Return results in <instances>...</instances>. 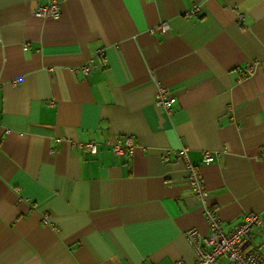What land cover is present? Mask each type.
<instances>
[{
	"label": "crops",
	"instance_id": "obj_1",
	"mask_svg": "<svg viewBox=\"0 0 264 264\" xmlns=\"http://www.w3.org/2000/svg\"><path fill=\"white\" fill-rule=\"evenodd\" d=\"M51 1L0 0V264H192L185 232L209 227L182 147L225 231L260 214L264 255V0H57L60 17L35 14ZM126 135L134 152L116 154Z\"/></svg>",
	"mask_w": 264,
	"mask_h": 264
},
{
	"label": "built area",
	"instance_id": "obj_2",
	"mask_svg": "<svg viewBox=\"0 0 264 264\" xmlns=\"http://www.w3.org/2000/svg\"><path fill=\"white\" fill-rule=\"evenodd\" d=\"M200 9L198 5L191 8L186 15L191 16ZM40 17L58 18L61 14L59 1L52 0L50 3L39 5L34 11ZM171 29L168 22L158 23L151 27V32L165 33ZM82 70L88 74L90 66H82ZM158 91L156 102L168 112L171 111L176 97L168 87L156 80ZM78 147L95 155L98 152V145L94 141L78 142ZM136 147V140L133 136L126 135L122 140L112 143V150L116 154L131 155ZM183 157L188 172L189 185L193 194L202 202L203 212L208 223L209 231L202 234L195 228L188 229L185 234L195 249V260L192 264H215L221 258H226L231 264H264V255L254 240V230L263 226L259 213H246L240 223L229 231L223 229V221L209 204V192L199 168L193 164L188 157V147L178 150ZM214 155L208 151L204 153V162L213 161ZM174 264H189L184 260L176 261Z\"/></svg>",
	"mask_w": 264,
	"mask_h": 264
}]
</instances>
